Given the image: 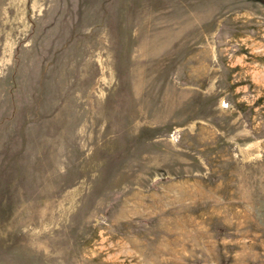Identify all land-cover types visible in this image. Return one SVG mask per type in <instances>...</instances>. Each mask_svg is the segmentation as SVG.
Here are the masks:
<instances>
[{"label": "rangeland", "instance_id": "1", "mask_svg": "<svg viewBox=\"0 0 264 264\" xmlns=\"http://www.w3.org/2000/svg\"><path fill=\"white\" fill-rule=\"evenodd\" d=\"M0 264H264V0H0Z\"/></svg>", "mask_w": 264, "mask_h": 264}]
</instances>
